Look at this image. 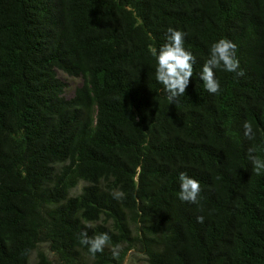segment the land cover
I'll return each instance as SVG.
<instances>
[{"label": "trees", "instance_id": "obj_1", "mask_svg": "<svg viewBox=\"0 0 264 264\" xmlns=\"http://www.w3.org/2000/svg\"><path fill=\"white\" fill-rule=\"evenodd\" d=\"M169 27L196 58L175 103L152 53ZM221 38L245 74L215 69L213 94L200 73ZM58 71L81 81L69 99ZM250 149L264 159V0H0V264L39 245L58 264H121L129 250L146 264H264ZM181 172L200 183L195 204L179 199ZM83 232L111 239L93 257Z\"/></svg>", "mask_w": 264, "mask_h": 264}, {"label": "clouds", "instance_id": "obj_2", "mask_svg": "<svg viewBox=\"0 0 264 264\" xmlns=\"http://www.w3.org/2000/svg\"><path fill=\"white\" fill-rule=\"evenodd\" d=\"M167 42L159 49H152L156 56L158 67L156 68V80L163 85V90L167 94V99L175 103V100L185 94L189 85L190 78L193 76V65L196 62L195 56L184 48L185 33L172 27L167 29ZM237 45L232 41L221 38L211 45L209 59L204 63L200 73V80L204 83L209 93H218L220 90L219 81L215 78V69L223 68L229 73H236L238 77L245 73L240 69L239 60L236 57ZM244 135L252 139L255 135L251 123L245 122ZM255 150H249V160L254 171L260 174L264 170V159L254 154ZM180 193L179 199L183 202H197L200 194V183L194 178H190L186 173L179 175ZM123 193H116L119 198ZM204 218L197 217L199 223H203ZM111 237L108 233H101L92 238L88 237L87 232L81 233L80 243L88 245L89 253L94 257L96 253L103 252L109 244ZM116 249L119 245L115 246ZM115 254V249H114Z\"/></svg>", "mask_w": 264, "mask_h": 264}, {"label": "rangeland", "instance_id": "obj_3", "mask_svg": "<svg viewBox=\"0 0 264 264\" xmlns=\"http://www.w3.org/2000/svg\"><path fill=\"white\" fill-rule=\"evenodd\" d=\"M57 78L64 84V89H63V97L66 99L71 98L73 95L74 89L80 86L81 81L79 78H74V77H69L65 75L62 72H57L56 73ZM82 184L79 183L76 188L73 190L72 194H75L79 191L81 188ZM41 253L45 259V261L48 264H58L55 257L50 253L45 245H39L37 246V249L33 251L28 260L27 264H36V253ZM121 264H146L144 256L137 252L136 250H129Z\"/></svg>", "mask_w": 264, "mask_h": 264}]
</instances>
